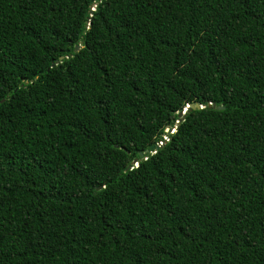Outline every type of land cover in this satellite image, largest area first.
I'll return each mask as SVG.
<instances>
[{"label":"trees","instance_id":"obj_1","mask_svg":"<svg viewBox=\"0 0 264 264\" xmlns=\"http://www.w3.org/2000/svg\"><path fill=\"white\" fill-rule=\"evenodd\" d=\"M0 264H264V0H0Z\"/></svg>","mask_w":264,"mask_h":264},{"label":"water","instance_id":"obj_2","mask_svg":"<svg viewBox=\"0 0 264 264\" xmlns=\"http://www.w3.org/2000/svg\"><path fill=\"white\" fill-rule=\"evenodd\" d=\"M77 49H78V45H76V46L74 47L73 51L75 52ZM52 66H54V63H51V64H50V67H52ZM209 106L213 107V105H209ZM200 108H201V107H200L198 104H196V103L189 104V105L186 106V108H185L184 110L179 111V112L177 113V116H178V117L182 116V115L184 114V111H185L186 109H200ZM216 109H222V107H216ZM178 121H179V119L176 121V123H177ZM165 132H166V133H170L171 130H170V129H166ZM153 149H154L153 146H149L148 149L145 150L143 153H138V156H141L142 154H145L147 151H152ZM131 163H132L133 165H135V163H136V159H133Z\"/></svg>","mask_w":264,"mask_h":264}]
</instances>
